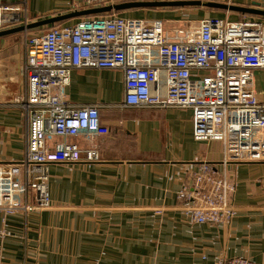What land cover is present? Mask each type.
Wrapping results in <instances>:
<instances>
[{"label":"crops","instance_id":"obj_1","mask_svg":"<svg viewBox=\"0 0 264 264\" xmlns=\"http://www.w3.org/2000/svg\"><path fill=\"white\" fill-rule=\"evenodd\" d=\"M75 1L0 0V30L22 25L25 14L33 22L69 13ZM129 1L157 0L107 5ZM203 1L264 9V0ZM203 7H136L107 14L192 21L194 8ZM212 9L222 15L204 17L264 18ZM22 33L0 41V163L17 161L25 152L27 120L16 103L27 91L25 47L17 41ZM254 85L264 103V69L255 70ZM66 92L74 104H99L110 133L56 139L77 143L81 160L50 164V209L0 212V264H213L218 257L238 256L264 264V162L228 164V178L239 186L229 221H191L179 191L192 183L203 162L219 173L223 169L222 144L194 139L192 110L119 106L125 94L122 71L75 69ZM91 149L99 159H87L85 150Z\"/></svg>","mask_w":264,"mask_h":264},{"label":"built area","instance_id":"obj_2","mask_svg":"<svg viewBox=\"0 0 264 264\" xmlns=\"http://www.w3.org/2000/svg\"><path fill=\"white\" fill-rule=\"evenodd\" d=\"M108 2L76 0L71 10ZM188 21L106 13L43 26L36 36L25 31L27 91L16 100L27 120L25 152L17 161L0 163V212L26 215L52 207L50 164L75 163L83 153L77 143L57 138L110 133L99 104H74L66 92L75 69H107L124 74L119 106L191 109L194 139L222 144V173L203 162L178 197L191 221L233 217L239 186L229 180L228 164L264 162V103L254 85L255 70L264 69V19ZM85 152L88 160L99 159L96 150ZM213 264L259 263L238 256L218 257Z\"/></svg>","mask_w":264,"mask_h":264},{"label":"water","instance_id":"obj_3","mask_svg":"<svg viewBox=\"0 0 264 264\" xmlns=\"http://www.w3.org/2000/svg\"><path fill=\"white\" fill-rule=\"evenodd\" d=\"M253 5L258 6V3H253ZM201 6L218 8L227 11H237L244 14H254V15L264 16V9H258L257 7H244V6L234 5L225 2H217V1H203V0L129 1L115 5H103L99 7L70 11L69 13L39 19L33 22H29L27 24H22L17 27L2 29L0 30V41H2L6 35H9L11 33L41 28L43 26L59 23L71 18H79V17L81 18L90 15L106 14L112 10H124V9L136 8V7H167L168 8V7H201Z\"/></svg>","mask_w":264,"mask_h":264},{"label":"rangeland","instance_id":"obj_4","mask_svg":"<svg viewBox=\"0 0 264 264\" xmlns=\"http://www.w3.org/2000/svg\"><path fill=\"white\" fill-rule=\"evenodd\" d=\"M193 9V8H192ZM194 13H196L197 18L196 19H192L189 20L188 22H197L198 20L202 19L204 17V15H222L220 14L221 12L217 11V10H213L212 8H208V7H203V8H194ZM218 13V14H216ZM190 23H188L189 25ZM41 29H38L37 31H31L30 34L32 35H38L40 33ZM25 40H26V36L24 33L22 34H18L17 36V41L23 46V49L25 47Z\"/></svg>","mask_w":264,"mask_h":264},{"label":"trees","instance_id":"obj_5","mask_svg":"<svg viewBox=\"0 0 264 264\" xmlns=\"http://www.w3.org/2000/svg\"><path fill=\"white\" fill-rule=\"evenodd\" d=\"M211 8V7H210ZM217 9V8H216ZM264 19V18H263Z\"/></svg>","mask_w":264,"mask_h":264}]
</instances>
